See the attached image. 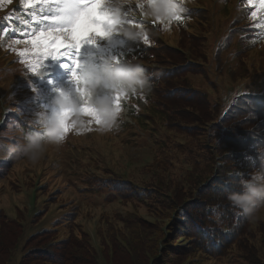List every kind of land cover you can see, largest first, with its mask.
<instances>
[{"label": "trees", "instance_id": "16d2710c", "mask_svg": "<svg viewBox=\"0 0 264 264\" xmlns=\"http://www.w3.org/2000/svg\"><path fill=\"white\" fill-rule=\"evenodd\" d=\"M2 6L0 34L5 31L8 39L3 43L0 38V61L11 65L18 71L17 77L25 80L12 90L6 89V111L1 106L0 180L10 178L14 189L24 164L39 173L40 180L56 176L61 184L53 193L46 183V192L36 188L43 209L32 218L28 209L11 218L0 207V264H12L18 250L22 255L16 264H264V209L245 215L227 198L229 193L240 191L238 174L247 181L264 169V93L225 94L214 81L221 76L217 74L222 65H211L208 58L213 49L222 60L224 51L237 40L239 48L234 54L240 61L263 42L260 33L264 27L260 30L257 20L264 22V10L258 2L193 0L182 21L167 27L158 23L156 30L133 12L129 14V18L144 23L149 43L141 39L140 47L125 59L142 63L151 84L149 94L131 96L135 107L131 117L138 126L151 128L155 143L149 163L124 171L113 167L108 158L105 163L101 158L107 154L102 152L97 163L95 160L96 167H89L83 151L97 144L114 151L124 148L112 147L115 143L120 147L119 139H127L133 129L123 118L119 129L107 135L97 134L92 123L83 132L72 129L64 144L50 147L39 164H29L20 156L16 149L23 135L34 130V119L40 112L52 110L51 96L56 98L62 91L56 77H44L38 83L28 78L35 74L21 62L24 58L19 52L24 45L12 44L15 39L29 38L20 35L29 28L20 18L31 22L30 13L41 5L26 8L20 0L18 7L13 3ZM251 11L257 12L256 18L250 17ZM175 31L179 39L172 45L169 41ZM213 42L217 44L210 46ZM100 47L108 46L102 42ZM13 48L15 58L9 54ZM102 55L109 53L85 46L80 61L84 63L89 56L99 61ZM65 64L72 66L64 59L49 58L42 68ZM256 72L253 65L238 63L236 70L229 71L230 82L250 78ZM191 76L201 78L207 88L195 87ZM124 134L127 137H120ZM75 150L80 154H70ZM62 165L66 167L63 172L59 169ZM217 168L221 173L217 174ZM29 179L33 186L31 173ZM79 194L95 195L115 207L102 214L94 229L96 244L78 222L81 205L92 206ZM67 198L70 201L65 204L70 205L57 204ZM129 204L136 205L137 213L120 208ZM57 206H65L62 218L47 228L46 214ZM138 206L154 221L143 217ZM167 220L165 232L162 225ZM103 226H108L107 230Z\"/></svg>", "mask_w": 264, "mask_h": 264}, {"label": "clouds", "instance_id": "9594fccd", "mask_svg": "<svg viewBox=\"0 0 264 264\" xmlns=\"http://www.w3.org/2000/svg\"><path fill=\"white\" fill-rule=\"evenodd\" d=\"M193 0H156L149 4L147 0H111L108 7L112 10L114 20L121 21L126 8H139L146 18L154 20L167 27L175 22L176 16H184L187 5ZM143 30L132 24L117 23L114 35L128 42H135L143 36ZM75 91L71 93L58 92L53 101L51 111H42L34 119V130L23 135L17 151L20 156L35 164L41 160L50 147H60L66 140L65 124L72 125L77 133L86 131L89 124H94V130L99 135H107L117 131L123 116L122 106L119 108L115 98L147 95L151 92L148 74L142 63L134 60H120L104 57L97 61L89 56L77 69L76 77L72 79ZM77 88L81 91H77ZM82 106L93 110L95 121L81 112ZM70 112V118L64 113ZM264 159V152H261ZM228 200L234 208L245 215L254 210L264 209V169L257 170L253 178L243 181L240 191L228 194ZM253 218V217H249Z\"/></svg>", "mask_w": 264, "mask_h": 264}, {"label": "rangeland", "instance_id": "374dc122", "mask_svg": "<svg viewBox=\"0 0 264 264\" xmlns=\"http://www.w3.org/2000/svg\"><path fill=\"white\" fill-rule=\"evenodd\" d=\"M13 7H16V5H20V0H15L12 2ZM260 7V6H259ZM131 8L135 9L133 11V15L138 16L141 20H144L146 22H149L150 24L154 25V29L156 30L158 27V22L151 20L149 18H146L142 11L139 8H136L135 6H132ZM264 10V9H260ZM4 8L3 6L0 7V13H3ZM214 15V13H213ZM257 23H259V29L262 30L261 25L264 24L263 21L257 20ZM1 41L3 43L7 42L8 36L5 31H2L0 34ZM178 36L177 31L173 33V37L170 39L169 44L177 45L178 42ZM264 39V38H263ZM237 40L234 41V45H232L230 48H227L224 53L222 54V60H218L220 58L219 56H216L213 49H210L208 53L209 61L211 62V65L216 64V62L220 65H222L221 73L217 74L220 75V77L214 79V81L218 82V87L221 91H223L225 94L231 93L232 95L235 94H263L264 93V40L263 42L257 46L256 48L250 49L249 54L246 55V58H242L239 61V58L235 56L234 52L239 48V45L236 43ZM217 42H213L210 44V46H215ZM16 51L11 50L9 52L10 55L15 58ZM218 57V58H217ZM238 63H247L248 65H253L257 68V72L255 76L251 75L250 78H244L242 80H235L234 83H231L230 80L232 79L231 75L229 76V71L236 70ZM12 68L11 65H7L0 61V69H2V72H0V110L1 106L3 109H5V103L7 98L6 91L7 88H12L16 84V86L21 85L25 79H22L20 77H17L18 71L16 69H10ZM77 73V70H76ZM73 76V67L67 66V67H44L39 70V74L30 75L28 78L32 79L33 82L38 83L41 82V80L44 77H56L58 78L59 86L62 92L71 93L75 91V86L72 81ZM4 77V78H3ZM196 76H191V82L194 83L195 87L206 89L207 84L204 83L201 78L196 79ZM233 80V79H232ZM3 82H6V84H2ZM55 99V96H51L52 104ZM130 97H125L121 99V106L123 109V116L122 118L129 124L132 125L133 129L130 132V135L127 139H119V142H121V146L117 147V143L114 144V148L119 149L121 147V150L114 151L111 150V148H105L103 144L94 145L91 149H83L84 155H85V162L87 166L89 167H96L97 159L99 154L104 153L107 154L106 158H101L105 163L108 161L111 162L113 167L118 168L119 170H128L131 166H145L147 161H150L153 153V144L155 143L154 139L155 136L153 135L154 132L151 131L150 127L144 126H138V124L132 119L131 113L135 111V107L132 105V102L130 101ZM1 117V116H0ZM6 121V120H5ZM4 124H2V121H0V128ZM120 137H127V134H124ZM133 139L130 141L129 139ZM104 138H102L103 140ZM115 139V138H114ZM148 142L145 144V142ZM111 150V151H110ZM70 154H74V156L79 155L80 153L78 150L71 151ZM115 156V159H110V156ZM118 159V161H116ZM43 160H47V157H44ZM96 160V163H95ZM38 164L40 162H37ZM119 163V164H117ZM29 164H32L29 162ZM23 168L20 169V177L17 181V186L13 189L12 185H10V178L9 179H2L0 180V207L4 210L8 211L9 216L11 218H16L17 216L20 217L21 214L29 210V216L33 214H36L40 212L43 209V200L38 199V194H36V188L39 186L41 187L42 192H46L43 188V186L46 183V187L49 189L50 193H53L55 190H59V185L61 184L59 179L54 176L52 178L41 179V176L39 173L33 172L29 168L26 167V165L23 164ZM65 166L62 165L59 169L63 172L65 170ZM88 168V167H87ZM30 173L32 174L33 180V186L31 183V179H29ZM221 173L220 169L217 168V174ZM12 176V175H11ZM17 176V175H14ZM59 187V188H58ZM80 198L88 201L92 204V206L87 207L86 205H81L80 214L78 216V222L83 224L88 231L92 234L93 241L96 244L97 239L95 237L94 229L98 227L99 221H101L102 214L104 213H110L106 211H112L115 207L106 205L105 202L101 201L100 198H97L95 195H87V194H79ZM47 194L44 196L46 199ZM38 201H37V199ZM70 199L61 200L59 205H70V203L65 204L66 202H69ZM96 206V207H93ZM136 205H120V208H125L129 213H137V208H135ZM65 207V206H64ZM63 206L60 207H53L51 210L46 214L45 220H46V226L47 228H50L54 222L55 219H61L62 216L60 215L63 208ZM139 211L143 217L150 221H154L151 215L146 211L145 208H142L140 206ZM142 209V210H140ZM23 211V212H22ZM22 212V213H21ZM264 216V214L262 215ZM169 221H165L162 225V230L165 232L168 230ZM171 224V223H170ZM98 225V226H97ZM172 225V224H171ZM103 230H107L108 226H103ZM27 231L32 233L30 231L29 226L27 227ZM106 233V232H105ZM29 234V233H28ZM22 252L21 250H18L16 252L15 260L12 264H16V262L21 257Z\"/></svg>", "mask_w": 264, "mask_h": 264}, {"label": "snow or ice", "instance_id": "6c2138e0", "mask_svg": "<svg viewBox=\"0 0 264 264\" xmlns=\"http://www.w3.org/2000/svg\"><path fill=\"white\" fill-rule=\"evenodd\" d=\"M149 4L155 3L156 0H147ZM259 3L264 9V0H249V3ZM11 4L12 0H0V4ZM26 8H33L35 5H41L35 9L30 15L32 21L20 18L21 23L29 25L25 31H21L20 35L29 37L27 39H15L13 45H24L23 51L19 52V56L24 59L21 61L26 64L33 74H39V70L44 66L46 60L64 59L73 66L72 79L76 77V70L81 66L80 55L85 46L96 49L100 53L107 52L112 59L119 62L126 60L132 54L134 48L140 47L139 41L142 39L144 44L149 43V35L144 31V23L142 21H134L129 18V14L135 9L126 8L124 17L121 21L114 20L112 10L108 7L111 0H21ZM42 14V15H41ZM257 12L251 11L250 17L256 18ZM6 19H11L10 17ZM183 16H176L175 22L182 21ZM117 23L132 24L143 30V36L135 42H128L122 37L114 35V29ZM264 27V24L261 25ZM19 31L18 29H14ZM264 38V31L260 33ZM106 42L107 48H101L100 43ZM113 49L118 51L113 52ZM13 51H16L13 48ZM101 59L104 58L102 55ZM135 58V56H132ZM67 67L68 64L63 65ZM77 91L83 92L77 88ZM115 103L119 108L121 106V98L117 96ZM81 112L86 114L90 121H95L93 110L82 106ZM65 118H70L71 113L65 112ZM99 123V121H95ZM72 130V125L65 124V135ZM240 183L243 182L242 174ZM237 216L240 214L237 213Z\"/></svg>", "mask_w": 264, "mask_h": 264}]
</instances>
